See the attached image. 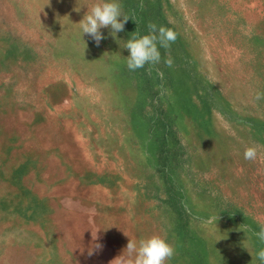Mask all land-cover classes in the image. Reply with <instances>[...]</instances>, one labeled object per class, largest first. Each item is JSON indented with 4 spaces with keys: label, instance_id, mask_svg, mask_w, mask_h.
Masks as SVG:
<instances>
[{
    "label": "rangeland",
    "instance_id": "obj_1",
    "mask_svg": "<svg viewBox=\"0 0 264 264\" xmlns=\"http://www.w3.org/2000/svg\"><path fill=\"white\" fill-rule=\"evenodd\" d=\"M95 2L0 0V264H119L153 234L167 264H259L264 0H119L136 21L99 46ZM149 23L176 39L129 71Z\"/></svg>",
    "mask_w": 264,
    "mask_h": 264
},
{
    "label": "clouds",
    "instance_id": "obj_2",
    "mask_svg": "<svg viewBox=\"0 0 264 264\" xmlns=\"http://www.w3.org/2000/svg\"><path fill=\"white\" fill-rule=\"evenodd\" d=\"M82 8H86V11L78 22L79 31L83 37L85 35L90 37L97 46L107 38L102 29H109V34L117 39L118 33L125 30V24L129 18L136 21L132 16L123 12L119 0H98L91 5L77 3L74 10L80 12ZM147 28L146 34H140L136 30L132 31L123 45V48L128 50L126 66L129 71L144 68L145 65L159 64L161 62L160 48L167 49L176 39L175 32L163 25L149 23ZM165 62L169 66L172 64L170 59ZM158 75L163 77L162 72ZM259 98L258 95L257 99ZM243 155L246 160H255L257 148L249 146ZM254 235L264 243V224L260 225ZM94 247L100 249L102 244L97 240ZM174 255L175 247L162 235L153 234L138 241L129 237L120 255L119 264H167ZM255 259L259 261V264H264V247L256 251Z\"/></svg>",
    "mask_w": 264,
    "mask_h": 264
},
{
    "label": "bare ground",
    "instance_id": "obj_3",
    "mask_svg": "<svg viewBox=\"0 0 264 264\" xmlns=\"http://www.w3.org/2000/svg\"><path fill=\"white\" fill-rule=\"evenodd\" d=\"M55 9V8H54ZM54 67V66H53ZM188 118V117H187ZM54 121V120H53ZM69 132V131H68ZM72 137V136H71ZM76 139V138H75ZM215 145V144H214ZM241 164V163H240ZM234 169V168H233ZM229 171V170H228ZM238 175V174H237ZM110 184V183H109ZM73 219V218H72ZM75 248V247H74ZM76 249V248H75ZM76 251V250H75ZM68 252V251H67Z\"/></svg>",
    "mask_w": 264,
    "mask_h": 264
}]
</instances>
